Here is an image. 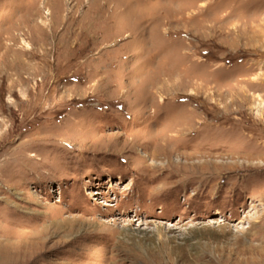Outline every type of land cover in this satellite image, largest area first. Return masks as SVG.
Listing matches in <instances>:
<instances>
[{
  "label": "rangeland",
  "instance_id": "1",
  "mask_svg": "<svg viewBox=\"0 0 264 264\" xmlns=\"http://www.w3.org/2000/svg\"><path fill=\"white\" fill-rule=\"evenodd\" d=\"M0 264H264V0H0Z\"/></svg>",
  "mask_w": 264,
  "mask_h": 264
}]
</instances>
